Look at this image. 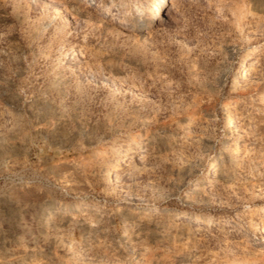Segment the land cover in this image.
<instances>
[{
    "label": "rangeland",
    "instance_id": "1",
    "mask_svg": "<svg viewBox=\"0 0 264 264\" xmlns=\"http://www.w3.org/2000/svg\"><path fill=\"white\" fill-rule=\"evenodd\" d=\"M31 1L0 0V264H264V0Z\"/></svg>",
    "mask_w": 264,
    "mask_h": 264
},
{
    "label": "bare ground",
    "instance_id": "2",
    "mask_svg": "<svg viewBox=\"0 0 264 264\" xmlns=\"http://www.w3.org/2000/svg\"><path fill=\"white\" fill-rule=\"evenodd\" d=\"M31 1V0H30ZM33 1V0H32ZM31 1V2H32ZM36 1V0H35ZM71 1V0H70ZM84 2V3H86V4H90L91 2H90V0H73L72 2H74V3H79V2ZM174 1V0H173ZM225 1V0H224ZM231 1V0H230ZM56 2V1H55ZM159 2V4H160V6L161 5H164V3L165 4H173V3H171L172 1L171 0H159L158 1ZM179 2V1H178ZM223 2V1H222ZM221 2V3H222ZM83 3V4H84ZM100 3V2H99ZM177 3V2H176ZM227 3V2H226ZM228 3H230L229 1H228ZM227 3V4H228ZM45 4V3H44ZM46 4H50V3H46ZM224 4V3H223ZM98 5V4H97ZM174 5V4H173ZM173 5H171V6H173ZM229 5V4H228ZM225 7L226 6V4H224V5H222V7ZM50 7V6H49ZM81 7V6H80ZM95 7V6H94ZM97 7V6H96ZM174 7H175V5H174ZM216 7V6H215ZM221 7V8H222ZM78 8V7H77ZM161 8V7H160ZM216 8H220V7H216ZM220 8V9H221ZM65 9V8H64ZM91 9V8H90ZM142 9V8H141ZM174 9V8H173ZM97 10V9H96ZM228 10V9H227ZM101 11V10H100ZM140 11V10H139ZM171 11V10H170ZM214 11V10H213ZM94 12V11H93ZM237 12H239V11H237ZM230 14H232V13H230ZM79 15L80 16H85V10L84 9H82V10H80V12H79ZM89 15H91L90 13H89ZM170 15V14H169ZM96 16V15H95ZM149 16V15H148ZM155 16H156V14H155ZM87 17V16H86ZM232 17V16H231ZM146 18V17H145ZM170 18V17H169ZM83 19V18H82ZM100 19V18H99ZM251 19V18H250ZM96 20V19H95ZM150 20V19H149ZM241 20H243V19H241ZM242 23H245V22H243V21H241ZM240 21H239V23H241ZM241 23V24H242ZM237 24V23H236ZM237 26V25H236ZM240 26V25H239ZM241 27V26H240ZM143 28V27H142ZM228 48V47H227ZM257 50V49H256ZM264 50V49H263ZM262 52V51H261ZM260 52V53H261ZM62 54V53H61ZM255 54H256V52H255ZM258 54V53H257ZM256 54V55H257ZM258 55H260V54H258ZM257 55V56H258ZM256 56V57H257ZM77 57V56H76ZM255 57V56H254ZM256 57H255V59H256ZM260 57V56H259ZM73 58H75V57H73ZM77 59V58H76ZM81 59V58H80ZM79 59V60H80ZM254 59V60H255ZM257 59H258V57H257ZM257 59H256V62L255 63H257ZM253 60V61H254ZM258 60H260V59H258ZM262 61V60H261ZM74 62H76V61H74ZM73 63V62H72ZM71 63V64H72ZM77 63V62H76ZM259 63V62H258ZM249 64V63H248ZM254 64V63H253ZM262 64V63H261ZM73 65H74V63H73ZM255 65V64H254ZM258 65V64H257ZM82 66V65H81ZM251 66H253V65H251ZM83 67V66H82ZM79 68V67H78ZM257 68V67H256ZM100 69V68H99ZM255 69V68H254ZM255 71H256V69H255ZM257 72H258V70H257ZM256 72V73H257ZM251 73V72H250ZM253 73V72H252ZM255 74V73H254ZM253 74V75H254ZM252 75V74H251ZM252 75V76H253ZM257 75V74H256ZM247 76H250V75H247ZM258 77V76H257ZM253 78H254V76H253ZM255 78H256V76H255ZM114 79H116V78H114ZM258 79V78H257ZM222 86H224V85H222ZM240 88V87H239ZM249 93V92H248ZM187 97V96H186ZM242 106V105H241ZM240 106V107H241ZM247 106V105H246ZM228 107V106H227ZM233 106H231V108H232ZM238 107V106H237ZM230 108V109H231ZM242 108V107H241ZM240 108V109H241ZM229 109V108H228ZM253 109V108H252ZM239 110V109H238ZM232 111V110H231ZM233 111H234V109H233ZM254 111H256V110H254ZM249 113H250V111H244V113H243V115H246V114H248L249 115ZM259 113V112H258ZM228 116V115H227ZM232 116V115H231ZM234 116V115H233ZM237 117H238V114H237ZM236 118V117H235ZM246 118H247V116H246ZM237 119V118H236ZM235 119V120H236ZM248 119H250V118H248ZM232 120V119H231ZM230 120V121H231ZM234 120V119H233ZM239 120V119H238ZM246 120V119H245ZM7 121V120H6ZM232 122V121H231ZM238 122V121H237ZM239 122H240V120H239ZM235 124V123H234ZM237 124V123H236ZM232 125V124H231ZM240 125V124H239ZM242 126V125H241ZM240 127V126H239ZM243 127V126H242ZM233 128V127H232ZM234 128H237V127H235L234 126ZM231 129V128H230ZM240 129V128H239ZM5 130V129H4ZM231 131H232V129H231ZM245 131V130H244ZM235 132V131H234ZM45 133V132H44ZM235 134V133H234ZM251 136V135H250ZM44 137V136H43ZM257 138L256 137H253V138H250V139H248L247 140V144H248V149H253L254 148V145L256 144V140ZM188 140V139H187ZM12 145H13V143L10 141V143H7V144H5V145H1L0 146V155H3V154H6L7 153V151H8V149H10L11 147H12ZM237 146V145H236ZM239 146V145H238ZM242 146V144L240 145V147ZM244 146V145H243ZM236 149H238V147L236 148ZM129 150V149H128ZM127 150V151H128ZM125 151V148L124 149H122L121 148V150H119V149H116V148H114V149H110V161H112V164H110V162H108V164H106L105 166H104V170L107 172V174L109 175V174H113V172H114V170H116V169H118V168H120L121 166H120V164H121V161L120 160H122L121 159V155L122 154H120L121 152H124ZM237 151V150H236ZM249 152V151H248ZM242 153V152H241ZM249 155V154H248ZM6 156V155H5ZM7 157V156H6ZM234 157V156H233ZM237 157V156H236ZM243 157V156H242ZM0 158L3 160L4 158L2 157V156H0ZM127 158V157H126ZM244 158V157H243ZM124 159V158H123ZM217 160H218V158H217ZM216 161V160H215ZM126 165V164H125ZM237 165V164H236ZM126 167V166H125ZM124 167V168H125ZM124 170V169H123ZM110 171V172H109ZM120 171H122V170H120ZM125 171V170H124ZM72 173V172H71ZM120 174V173H119ZM119 174H118V176H119ZM115 175H117V174H113V178L115 177ZM124 175V174H123ZM123 175H121L120 174V176H123ZM127 177V176H126ZM111 178V177H110ZM117 178V177H116ZM116 178H114V179H116ZM119 178V177H118ZM114 179H112V180H114ZM125 179V178H124ZM117 180V179H116ZM119 180H120V178H119ZM118 181V180H117ZM112 183H113V181H112ZM107 186V185H106ZM114 186V185H113ZM110 186H108V188H109ZM115 187V186H114ZM69 189V188H68ZM71 189V188H70ZM110 190V189H109ZM75 191V190H74ZM125 198V197H124ZM129 198V197H128ZM46 207H44V216L42 217V220H41V224H43V225H45V226H48V227H54L55 225H56V223H57V221H60V218L62 219L64 216L63 215H60L61 214V212H59V211H56L55 209L56 208H54L53 206H52V204H48V205H45ZM58 207V206H57ZM121 207V206H120ZM119 207V208H120ZM81 208V207H80ZM85 208V207H84ZM122 209H124V211H126V210H129V207L128 206H124ZM84 210H86V209H84ZM153 210V209H152ZM252 211H253V209H252ZM134 212H137V211H134ZM133 212V213H134ZM75 213V212H74ZM73 213V214H74ZM73 214H69V216L68 217H64L65 219L64 220H62L63 222H66V223H69V224H71V225H73V226H80L81 228H83V229H85L86 228V231H89L90 229H91V227L93 226V223H91L92 222V220L90 219V220H88L89 218H87V216L86 215H84L83 213H82V215H80L79 217H75V216H73ZM149 214V213H148ZM250 216H252V215H250ZM139 217V216H138ZM255 219V218H254ZM263 220H264V218H263ZM248 221H250V223L252 222V224H253V228L251 229L252 231V234H254V235H256V233H257V231H258V229H257V225H259L260 226V224H257V222L256 221H254V220H248ZM254 221V222H253ZM264 226V225H263ZM226 230V229H225ZM66 231V230H65ZM260 232H262V231H260ZM258 233H259V231H258ZM249 237V236H248ZM241 238V237H240ZM93 241L94 239L93 238H86V241L85 242H88V241ZM245 240V239H244ZM99 242V241H98ZM247 242H248V240H247ZM251 242V241H250ZM243 243V242H242ZM249 243V242H248ZM137 244V243H136ZM245 246L241 249L242 250V252L243 253H247V254H249L250 253V246L251 245H248L247 246V244H244ZM242 246V245H241ZM255 246V245H254ZM260 247V246H259ZM87 248V247H86ZM185 248V247H184ZM253 250V249H252ZM257 250V249H256ZM256 250L254 249V251L256 252ZM253 251V252H254ZM262 251H263V249H262ZM98 252V251H97ZM241 252V251H240ZM257 252H258V250H257ZM257 254V253H256ZM259 255H260V252H259ZM5 257V256H4ZM102 258V257H101ZM101 258H100V260H101Z\"/></svg>",
    "mask_w": 264,
    "mask_h": 264
}]
</instances>
